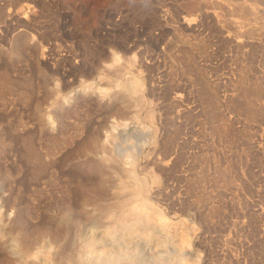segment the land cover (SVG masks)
Segmentation results:
<instances>
[{
	"label": "rangeland",
	"instance_id": "374dc122",
	"mask_svg": "<svg viewBox=\"0 0 264 264\" xmlns=\"http://www.w3.org/2000/svg\"><path fill=\"white\" fill-rule=\"evenodd\" d=\"M0 77V194L16 196L31 234L64 225L59 208L70 201L79 222L67 238L102 235L75 193L79 183L109 187L116 174L75 162L109 167L82 144L92 131L106 144L111 132L123 138L105 102L137 79L144 104L127 112V150L150 188L142 224L159 239L135 228L89 256L264 264V0H0ZM151 135L156 147L141 142ZM5 234L0 258L10 255Z\"/></svg>",
	"mask_w": 264,
	"mask_h": 264
},
{
	"label": "bare ground",
	"instance_id": "6f19581e",
	"mask_svg": "<svg viewBox=\"0 0 264 264\" xmlns=\"http://www.w3.org/2000/svg\"><path fill=\"white\" fill-rule=\"evenodd\" d=\"M4 74V76L6 77L7 74ZM7 80L8 78H3L2 80H0V82H7ZM120 86L122 87V85ZM124 87L125 88L123 89L113 90L112 92H109L108 99L105 102V105L107 106L108 117L109 115H111L114 116V118L123 119L120 122L115 121L114 124L111 123L110 125L113 129H117L121 125L120 129L121 132L123 131V135L120 136H122L123 138H118V135L114 134V132H111V134H109V137L112 139V141L118 138L119 142L112 143V141L110 140L111 142L108 141V143L106 144L105 142L101 141V132L92 131L89 134V137L82 144L83 151L86 150L88 154H91L93 159H98L100 160V162L109 165V167L107 166L108 168H106L105 166H101V164L92 162V160H83L79 164L78 162H75V164L78 165L77 168L82 169L84 173L87 172L103 175L108 171L109 173L114 172L116 174V182H113L109 187H103V184L101 183L102 181L98 182V186L95 183H93V185L95 184V186H93L92 184L88 186L79 183L75 193L80 198V204L84 205V208H90V212H88L90 215H93L90 223L91 228H96L98 226L101 227L102 235L99 236L98 234L93 233L94 231H91L92 234L90 236L82 237L80 234L81 239L78 244L75 240L70 238L69 240L67 238V234L70 231L71 227L70 224L72 225L74 222H79V218H77L79 216L77 215L78 212L70 201L59 208L61 218H64V225H60L59 223H57L55 226L51 224L49 225L48 223L38 225L36 226V229L34 228L35 232L31 234V232L26 229L27 227H25V224L23 222L17 221L21 209L16 196L13 197L11 202H8L11 197L9 198V195L6 197V194H0V235H6V232L9 233V235L11 234V240H8L9 242H11V244L5 246L6 248L4 249L6 252L10 253V255H6L7 257H1L0 264H148L150 262H148V260L146 259L144 260L142 258L136 257L133 254L128 253L129 255L127 256V251L123 252L122 250L120 252L123 253L116 251L117 253L114 252L110 255H104L105 253L102 254V252L101 254L104 257H101L102 255L99 253L101 256H97L98 259H94L89 256L92 252L95 251V249L98 250L96 244L99 242V240H103L108 237L109 240L113 241L110 238L116 237L114 236V234L116 233L121 237L126 238L127 234L130 235L131 231L135 228L138 229L141 233L146 232V234H150V232H147V230H150V235H153L156 240L159 239L158 235L154 234L156 232L151 226L142 224L147 218L145 216H147V213H149V211H145L144 205L146 204V195L150 188L148 189V185L145 179L141 176H138L137 172H135L134 170L135 166L137 165L136 155L138 153L136 152V150L135 152L127 150V112L131 111V108L133 106L132 103H134L135 105L142 104L141 106L143 107L144 99L141 92V83L139 82V80L135 79L129 86ZM103 93V91H100V95L104 97L105 95H103ZM127 97L132 99L130 103L127 102ZM65 100H69V98L67 97L65 98ZM139 108L140 107L137 106V110ZM147 110H145L143 115H145L146 118L150 119L152 114ZM138 112L139 111H137V113ZM253 114L254 113H251V115ZM227 131L228 128H225V133H227ZM155 137L152 136L148 138V140L146 139L142 141L141 138H139L141 142H149L152 144V146L156 147L158 139H156ZM26 147L27 153L25 152V154H27V156L29 155L30 158L35 160L38 164L44 163L43 161L41 162L42 153L40 154L32 144H29L28 146L26 145ZM36 168L37 167L35 166V169ZM43 170H41L40 168V171ZM7 171L6 172L8 174L11 172L9 170ZM39 174H37V176ZM33 177L37 178L34 175ZM8 211L9 213H14V215L17 217H14V219H10L9 216L11 215L9 214L8 216ZM153 214L159 216V211L154 210L152 211L151 215ZM151 215L148 216L151 217ZM100 219H103L106 222L101 224L98 222ZM155 219L156 218H153L154 221ZM140 223L142 225H140ZM153 226L155 227V225ZM40 240L42 243L39 242ZM1 243L2 245H4V241ZM103 246L104 245H102V248ZM43 248H45L47 252H45L44 255L40 257V252L43 251ZM100 250L102 251L103 249ZM101 251L98 250V252ZM151 263L152 262H150L149 264Z\"/></svg>",
	"mask_w": 264,
	"mask_h": 264
}]
</instances>
